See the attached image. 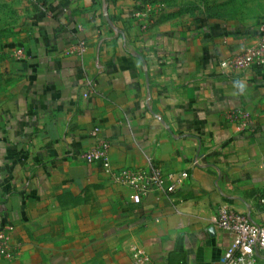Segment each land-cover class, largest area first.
Listing matches in <instances>:
<instances>
[{"label":"crops","instance_id":"1","mask_svg":"<svg viewBox=\"0 0 264 264\" xmlns=\"http://www.w3.org/2000/svg\"><path fill=\"white\" fill-rule=\"evenodd\" d=\"M139 3L50 0L6 37L30 58L1 74L0 230L17 255L0 264H133V245L156 264H218L233 240L215 223L221 205L264 223V69L219 64L255 45L262 22L135 20ZM97 140L115 169L190 178L136 204L79 158Z\"/></svg>","mask_w":264,"mask_h":264},{"label":"built area","instance_id":"2","mask_svg":"<svg viewBox=\"0 0 264 264\" xmlns=\"http://www.w3.org/2000/svg\"><path fill=\"white\" fill-rule=\"evenodd\" d=\"M164 5H147L133 11L135 20H151L156 9ZM258 41L255 45L246 47L239 53L222 59L219 64L223 71L244 72L250 69H264V22L258 27ZM14 62L23 63L30 56L24 47L13 48L10 51ZM236 119L241 121L242 128L248 127L249 116L239 113ZM93 138L98 137V130L91 133ZM110 144L97 140L88 150L79 155V158L88 164H99L103 172L112 182L132 190V200L140 204L144 197L154 192L173 196L188 182L190 175L187 171H165L158 165L151 166L149 172H142L129 168L115 169L109 160ZM259 203L264 207V193L259 196ZM215 223L218 227L231 234V246L220 256L218 264H258L264 260V223L257 224L247 215L233 209L228 204L218 208ZM11 229L6 227L0 230V255L12 259L17 252L9 245ZM130 258L133 264H156L149 252L142 246L133 245L130 248Z\"/></svg>","mask_w":264,"mask_h":264},{"label":"rangeland","instance_id":"3","mask_svg":"<svg viewBox=\"0 0 264 264\" xmlns=\"http://www.w3.org/2000/svg\"><path fill=\"white\" fill-rule=\"evenodd\" d=\"M142 0H138L141 2ZM163 8L156 9L154 18L166 12L182 13V20H205L237 29L251 31L264 22V0H162ZM161 3V2H156ZM164 3V4H163ZM156 7V5H154ZM42 7L38 0H0V90L1 74L11 69L8 48L10 33L20 30L37 18ZM9 44V45H8ZM3 95L0 91V112L4 111Z\"/></svg>","mask_w":264,"mask_h":264},{"label":"trees","instance_id":"4","mask_svg":"<svg viewBox=\"0 0 264 264\" xmlns=\"http://www.w3.org/2000/svg\"><path fill=\"white\" fill-rule=\"evenodd\" d=\"M38 1L41 4V7L42 8H47L48 7V4L50 2V0H38ZM156 2H161V3H157V4H161L162 5V2L163 1L162 0H142L139 3V5L136 7L135 10L144 8V6H147V5H157V4H155Z\"/></svg>","mask_w":264,"mask_h":264},{"label":"clouds","instance_id":"5","mask_svg":"<svg viewBox=\"0 0 264 264\" xmlns=\"http://www.w3.org/2000/svg\"><path fill=\"white\" fill-rule=\"evenodd\" d=\"M241 91H243L244 85L242 83H237L236 85Z\"/></svg>","mask_w":264,"mask_h":264}]
</instances>
